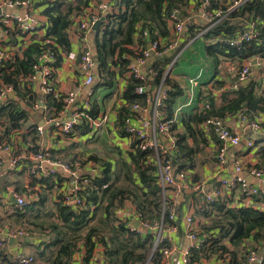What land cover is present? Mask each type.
I'll return each mask as SVG.
<instances>
[{
  "label": "trees",
  "instance_id": "1",
  "mask_svg": "<svg viewBox=\"0 0 264 264\" xmlns=\"http://www.w3.org/2000/svg\"><path fill=\"white\" fill-rule=\"evenodd\" d=\"M91 1L41 0L40 5L44 7L42 14L46 17V23L42 27L45 37L26 46L22 58L3 64L0 69V86L11 85L17 96L29 100L26 86L32 82L27 79L37 74L38 67L43 64L39 57L44 51H49L52 55L49 66L55 68L61 65L63 55L70 52L67 31L75 23V18L91 5ZM202 1L120 0L118 12L106 15L104 22L95 30L93 48L99 74L96 86L111 87L115 79L112 66L117 67L121 74L131 61L136 59L135 53L138 49H146L150 42L159 38L168 39L170 30L167 19L172 10H179L183 16L186 14V8L193 2L200 11ZM220 2L221 0H209L208 10L224 13L231 2L224 6L220 5ZM238 19H241L240 22ZM242 20L255 22L258 37L237 47H230L227 41L233 39L237 32L246 29ZM214 21L217 22L205 27L195 28L189 25L185 32L186 36H189L188 39H194L200 31L207 29L202 35L205 41H209L204 46V51L211 58L214 67L219 64L220 59L236 60L240 63L254 58L264 59V0H249L236 11L221 19L215 18ZM137 25H140L139 29ZM219 39L222 42H217ZM129 46H138V49L132 51L127 48ZM116 53L117 59L114 60ZM125 55H129L131 60H127ZM170 60L169 56L156 58L149 67L150 88L157 87L161 81L171 87L161 109L165 120L172 118L174 100L181 94L180 87L169 80V75L166 78L163 76ZM143 85L141 81L130 77L121 95L124 105L122 114L120 111L121 125L130 116L133 105H145V96L135 93V89ZM257 88L258 84L250 78L247 83L239 85L237 90L224 93L219 106L215 107L213 99L207 97L203 102L209 105V109L201 114L196 111L194 117L190 114L183 120L185 133L178 136V152L167 157L176 173L189 168L183 159L190 160L192 154L198 153L200 142L206 144L205 132L200 127L204 120L211 117L224 120L226 117L236 116L239 112H244L248 119H253L256 115L264 113V93L259 94ZM53 94L50 92L46 95V105L50 114L52 111L57 114L62 111L64 103ZM87 112L92 118H97L93 107ZM26 121L27 113L14 101L7 100L5 105L0 106V142L11 146L9 134L25 128ZM189 137L193 146L186 141ZM253 147L256 148V167L264 170V138L256 140ZM153 157L154 152L141 148L139 142L134 140L132 152L129 153V163H117L114 170H111L109 163L103 164L99 177L92 179L84 189L77 190L76 198L82 201L80 208L63 204L56 206L57 222H51L47 226L54 236L52 240L44 238L35 246L32 263L70 264L78 250V243H82L84 264H89L92 258L97 260L95 250L98 245L102 248V264H145L149 259L152 264H159L162 251L170 248V243L160 242L153 251L155 232L146 230L140 234L128 224L118 222L116 218L117 210L128 200L141 221L151 225L162 222L164 228L173 225L180 228L176 221L168 219V207H163L164 200L168 198L162 195V189L157 183L156 168L152 165ZM253 201L254 204L264 203V196H256ZM43 202L44 200H41L38 203ZM36 204L29 201L26 209ZM196 213L205 219L201 225L197 224V236L200 239L205 238V242H198L197 247L191 250L189 264L219 260L221 264H248L249 246L264 257V208L244 205L230 208L221 200L208 204L202 199ZM0 264L17 263L7 257H1Z\"/></svg>",
  "mask_w": 264,
  "mask_h": 264
},
{
  "label": "crops",
  "instance_id": "2",
  "mask_svg": "<svg viewBox=\"0 0 264 264\" xmlns=\"http://www.w3.org/2000/svg\"><path fill=\"white\" fill-rule=\"evenodd\" d=\"M105 1L114 2V0L112 2L110 0ZM231 1L221 0L220 5H227ZM40 2L41 0H31V6L28 7L31 10L30 12L40 22L36 31L31 34L14 33L13 20L15 17L22 16L26 9L23 7L18 9L2 8V15H0L1 24L4 22L11 33L10 38H7L3 44L10 63L16 58H22L23 50L26 46L33 41H41L45 37V30L42 26L46 23V17L42 14L44 7L40 5ZM100 2L102 0H92L88 8L94 11L96 5ZM123 7L122 9H124ZM185 12L186 14L183 17L191 20L192 26L195 28L206 26L207 23L203 20L193 2L189 4ZM105 16L104 14L100 16L102 23ZM240 20L238 19L239 22ZM244 22L245 20H242L243 24H245ZM137 28L139 29L140 25H137ZM67 34L70 41V52L68 55H63V61L60 66L52 68V84L55 87L53 96L64 102L68 94L74 93V103L63 106L62 111L57 114L52 113L53 111L50 114V110L46 105V95L42 92L39 73L36 74L35 81L26 86L29 100L17 96L14 92L7 96V100L14 101L27 113V121L25 128L13 131L8 136L9 144L13 147L15 156H17L16 165L13 166L8 156H5L0 149V258L7 257L9 260L14 261L15 257L19 255L33 257L35 246L44 238L52 240L54 236L47 229V226L51 222H57L58 212L56 206L58 204L65 205L66 197L70 198L75 195L77 190L84 189L90 184L92 179L99 177L103 164L109 163L111 170H114L117 163H129V153L132 152V143L134 142L133 138L124 132V125L129 117L122 125L119 119L120 111L122 114V108L124 107L121 95L130 80V69L136 65V62L134 60L131 61L130 65L121 74H119L117 67L112 66L111 70L115 73L112 86L98 87L96 82L99 80V74L97 62L95 61V85L89 89L83 84V75L79 71L78 57L80 51L87 47L94 59L93 38L95 30L89 28L88 31L82 33L74 23L67 31ZM84 37L85 41H83ZM188 37L184 33L183 38L180 39L181 42L188 39ZM208 42L203 37H197L191 41L188 40V43L183 48L180 45L177 54L181 58L182 53L195 43H200V48L203 47L204 50V46ZM149 44L147 47H149ZM127 48L135 51L138 46H129ZM200 48L196 51V57L188 62V69L185 75L179 74L178 71L172 73V69L169 72V80L177 84L181 90V94L174 100V110L171 118V131L177 139L178 136L185 133L183 120L190 114L193 116L200 108L201 103L206 101L207 97L213 99L215 107L220 105L222 95L227 91H231L230 85L237 80L238 68L247 62V60H243L240 63L236 60L220 59L219 64L214 67L211 58L206 55L205 51L204 55H201ZM177 54L173 55L176 56ZM203 57H205L206 61L205 67L201 63ZM125 58L131 60L129 55H125ZM115 59H117V53L114 57ZM254 60L259 61L261 66L252 67L251 79L258 84L257 92L262 94L264 93V59L254 58L249 61L250 64ZM147 68L144 66L142 69L145 72L148 70ZM190 79L195 80L196 85L189 83ZM168 87L171 90V87ZM90 91L91 94L89 95ZM86 101H88L89 107L94 108L97 117H106V123L101 129L95 131L96 129L88 126L87 123H84L86 125L84 127L81 123L76 125L69 133H64L49 123V120L52 119L58 123L68 121L71 114L79 113L83 110L82 105ZM148 119H151V113L148 115ZM249 120L251 121L252 119ZM224 121L232 131L239 129L236 116L226 117ZM129 123L133 126L138 125L133 116L129 119ZM37 127L42 128L41 133L37 130ZM149 130L152 131V127H149ZM204 137L207 142L206 144L201 142L198 144L199 152L192 154L190 160L188 158L183 159L185 164L189 165V168L183 172H185L191 183L200 182L204 184L206 191H209L212 187L219 184L221 178V175L217 172L216 150L218 142L211 134L204 133ZM262 138L261 136H252L249 132L243 135L240 144L228 151L227 169L222 177H233L235 175V161L244 155L247 167L241 175L250 186L256 187L259 182L252 174L253 167L257 166L256 154L254 153L256 148L249 149L247 143L253 139L256 141ZM159 140L162 144H166L164 137L160 136ZM186 141L189 145L193 144L190 137ZM37 151H44L57 162L67 164L69 172L62 168H52L45 164L34 162L32 156ZM52 169L53 173H51ZM227 191V189L224 190V196L220 199L227 207L233 208L244 205L245 200L241 195L238 196V191L232 193ZM14 193L26 197L32 204H36L41 200H44V202L38 203L32 208L29 207L24 211H16L12 207V194ZM201 202L202 196L193 191L184 192L178 202H176L175 221L180 225V228L176 225L177 229L175 232L168 233L166 230L164 232V237L168 238L167 242L170 243V247L176 248L178 251L186 247L187 241L184 237L186 217L193 216L198 226L205 221L196 213ZM255 206L264 208V203L255 204ZM74 208H80V206H74ZM134 213H136L134 206L127 200L116 212L117 221L128 224L130 228L135 227L133 221ZM40 226H43V228ZM5 228L21 230L24 235L19 238H6L3 234ZM77 248L78 250L73 255L70 264H84L82 261L84 257L82 243H78ZM101 251L102 248L98 245L95 250L97 260L92 258L89 264H102ZM172 264H178V255Z\"/></svg>",
  "mask_w": 264,
  "mask_h": 264
},
{
  "label": "built area",
  "instance_id": "3",
  "mask_svg": "<svg viewBox=\"0 0 264 264\" xmlns=\"http://www.w3.org/2000/svg\"><path fill=\"white\" fill-rule=\"evenodd\" d=\"M110 1L112 2L113 0ZM119 1L120 0H114L113 3H109L105 0H102V2L96 5L94 11L90 10L89 8L84 9V11H82L75 18L77 29L80 32L84 33L88 31L89 28H92L95 22L102 20V18H100L102 14L108 15L117 13L119 8L118 4L120 3ZM248 1L249 0H232L231 4L227 6L225 12L221 13L220 11L210 12L208 10V7L210 5L209 0H203L201 4V10L199 12L201 17L207 24L211 23V25H213L217 22L214 21L215 18L221 19L227 16L228 14L239 9ZM29 6H31V0H0V10H2L3 7L11 9H18L20 7H23L24 9H26L25 13L22 16L14 18V33L31 34L38 28L40 22L36 19V16L32 12H30L31 10L28 9ZM167 21L170 30L169 38L166 40H162L161 38H159L156 41L150 42L149 47H147L146 49H138V51H136L135 53V55L137 56L134 60L136 62V65L131 67L130 74L133 78L144 83L143 86H138L135 89V93L145 96V105L140 106L138 104H135L131 107V114L129 116V119L132 116L135 117L138 125H131L128 119L124 125V132L129 134L131 138H133V140L138 141L141 148L154 152L152 165L156 168L157 183L162 189V195L168 198L167 200H164L163 207H168L169 220L175 221L176 202H178L181 195L187 191H193L200 194L202 196L203 202L208 204H213L217 200H220L222 196H224V190L226 189L229 193L238 191V196L241 195L245 200L244 206L257 208L258 206H255L253 198L256 196H264V170L258 169L257 167H253V169L249 168L253 170V177L256 178L259 182L256 187L250 186L247 180L241 175V173L247 167L245 165L246 158L244 155H242L235 161V175L229 178H224L222 176L227 169L228 151L240 144V140L243 135L249 132L252 134V136H261L264 138V113L256 115L250 121L244 114V112H239L238 114H236L237 124L239 127L237 131H232L226 125L224 120L216 117L207 118L201 124V129L205 133L213 135L218 142V147L216 150V160L217 172L221 175V178L219 180V184L212 187V189L209 191H206L204 184L200 182L191 183L190 181H188L185 172L176 173L175 168L171 164V161L167 158L171 154L178 152V147L176 145L177 138L174 136V134H172L171 131L172 119L165 120L161 111L164 106V100L167 98L169 87L166 86L163 81H161L157 87L150 88L148 79L150 77L149 67L151 64H149V62L152 60V58L156 59L158 57L170 56L171 60L163 74L164 78H166L169 75L172 66L179 57L177 51L180 48V45L181 48H183V46L188 43V40H192L186 39L183 42H181L180 40L181 38H183L187 27L191 25V20L181 16L179 10H172ZM245 24L246 29L244 31L237 32L233 39H229L227 41L230 47H237L241 43L249 42L258 37V31L255 22L245 20ZM206 30L207 29L200 31L195 38L202 37ZM10 34L11 33L8 26H6L4 22H2L1 24L0 21V69L4 66L3 64L5 62H9L8 55L3 44L6 42L7 38H10ZM83 41H85V37L83 38ZM217 42H222V40L219 39ZM175 53L177 54L176 56H174ZM39 61L43 63L40 67H38L39 70L37 71L40 75L39 77L41 78L42 92L45 95L49 94L50 92L54 93L55 87L54 84H52L53 69L51 66H49L52 62L51 53L49 51H44L39 57ZM78 61L79 71L83 75V84L91 89L95 85L94 71L96 69V63L87 47H84L80 51ZM249 61L250 60H247V62H245V64L242 65L241 68H238L237 80L235 83L230 85L231 90H237L239 85H243L250 80L252 76L253 66H261V63L259 61L254 60L251 64ZM144 66H146V68L148 67V70L145 72L142 69ZM151 73L154 74L152 71ZM35 79L36 74L30 76V78L27 80L34 82ZM194 81L195 80L190 79L189 83L196 85V82ZM12 92L13 90L11 85L2 84L0 86V106L7 103V96ZM90 94L91 91L89 92V95ZM74 101L75 94L70 93L64 99L63 103L64 106H68L72 105ZM82 109L83 110L79 113L71 114L70 119L64 123H58L53 119L49 120V123L59 128L64 133H69L74 129L76 125L81 123H87L88 126L96 129L95 131L101 129V127L106 123V117L102 116L92 118L88 114L87 111L90 109L88 101L84 102V104L82 105ZM207 109H209V105L206 102H202L200 108L197 110V113L201 114V112H204ZM150 113L151 119H148V115ZM149 127H152V131L149 130ZM37 130L40 133L42 132L41 127H37ZM1 134L2 128H0V137ZM160 136L165 138L166 144H162L160 142ZM254 142V139L248 141L247 145L249 149L253 148ZM0 149L5 156H8L10 163L13 166L16 165L18 160L12 147L6 144V142H0ZM32 159L34 160V162H38L39 164H45L52 168H62L65 171L69 172V166L67 164H61L57 162L44 151H37L33 154ZM53 172L54 171L52 169L51 173ZM12 202V207H14L16 211H24L29 204V199L22 195L14 193L12 194ZM81 204L82 201L79 198H76V194L71 196L70 198L66 197L65 205L74 207L80 206ZM133 221L134 224L138 222V225L132 227L131 229H136L140 234L144 233L146 230L155 233L157 232L153 251L156 250V247L160 242L168 241V238L164 237L165 230L168 233H173L177 229L176 225L164 228L162 222H155L153 225H151L147 222L141 221L137 213H134ZM185 223L186 229L184 231V237L187 241L186 247L181 251H178L176 248L172 247L164 249L162 251V257L159 264H172L177 255L178 264H189L191 250L197 247L198 242H205V238L200 239L197 236V223L194 220L193 216L186 217ZM3 234L4 236H6V238L12 239L21 237L22 235H24V232L13 228H5L3 230ZM263 258L259 251L253 249L251 246L248 247V264H262V262L264 264ZM14 261L17 264H31L33 262V258L19 255L15 257ZM145 264H152L151 259H149ZM197 264H221V260L209 262L201 261Z\"/></svg>",
  "mask_w": 264,
  "mask_h": 264
},
{
  "label": "rangeland",
  "instance_id": "4",
  "mask_svg": "<svg viewBox=\"0 0 264 264\" xmlns=\"http://www.w3.org/2000/svg\"><path fill=\"white\" fill-rule=\"evenodd\" d=\"M232 2V1H231ZM201 47L200 43H195L193 44L188 50L184 51L181 55V58L178 57V59L176 60V64L173 65L172 67V73L175 71H178L179 74L181 75H185L186 70L188 69V62L192 59H194L196 57V51ZM201 50V55H204V50L203 47L200 48ZM193 55V56H192ZM192 56V57H191ZM201 63L202 65H206V61H205V57H203V59H201ZM209 64H211L209 62ZM201 65V64H200ZM201 65V66H202ZM214 66V65H213ZM217 69V68H216ZM208 76V75H207ZM206 77V76H205ZM255 153V152H254ZM15 229V228H14ZM157 235V232L155 234V237ZM33 258V257H32ZM33 264V263H32Z\"/></svg>",
  "mask_w": 264,
  "mask_h": 264
},
{
  "label": "water",
  "instance_id": "5",
  "mask_svg": "<svg viewBox=\"0 0 264 264\" xmlns=\"http://www.w3.org/2000/svg\"><path fill=\"white\" fill-rule=\"evenodd\" d=\"M0 15H2V10H0ZM101 22H102V20L95 22V23L93 24L92 28H93L94 30H96L97 27L100 25ZM158 58H161V57H158ZM94 59H95V61L97 62V58H96L95 56H94ZM153 61H154V59L152 58V60L149 62V64H151ZM137 225H138V222L135 223V226H137ZM257 264H258V263H257Z\"/></svg>",
  "mask_w": 264,
  "mask_h": 264
}]
</instances>
